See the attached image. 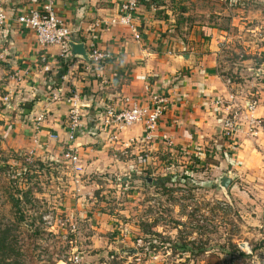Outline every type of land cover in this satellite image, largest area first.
I'll return each mask as SVG.
<instances>
[{
	"label": "crops",
	"instance_id": "1",
	"mask_svg": "<svg viewBox=\"0 0 264 264\" xmlns=\"http://www.w3.org/2000/svg\"><path fill=\"white\" fill-rule=\"evenodd\" d=\"M37 1L42 0H0V8L9 15L0 32V55L4 57L0 60V93L6 95L0 97V133L16 151L49 152V160L59 158L60 171L71 184L64 205L71 223L92 220L99 231L118 228L126 221L118 220L116 213L125 212L114 210L113 214V209L104 207L110 204L98 201L104 195L103 174H121L127 181L122 172L129 169L141 180L144 170H157L169 154L181 155L180 159L187 160L185 165L235 175L240 185L256 191L253 196L264 199V82L251 91L243 73L233 81L221 74L229 68L264 78V0H232V5L219 0H157L161 3L157 11L139 6L132 27L111 24L127 0H56L60 18L78 31L74 42L84 43L89 55L94 49L112 55L99 69L72 55L64 61L67 72L59 88L66 96L76 92L84 100L76 142L80 170L62 162L69 104L54 102L49 96L40 98L32 110L18 109L44 85L43 67L48 65L57 74L63 61L59 47L40 46L35 32L16 22ZM226 55L235 58L228 57L226 62ZM96 79L100 98L94 102L90 95ZM155 93L166 94L170 102L156 139L136 143L123 155L119 151L125 143L142 139L143 125L126 129L119 143L110 144L96 130V111L106 104L120 107L124 97L146 104ZM252 101L258 102L252 116L261 121L255 127L246 111ZM231 109L237 113L238 125L232 141L224 137L222 122ZM42 114H46L45 121L37 124ZM163 135L169 141L164 142ZM221 150L227 160H221Z\"/></svg>",
	"mask_w": 264,
	"mask_h": 264
},
{
	"label": "rangeland",
	"instance_id": "2",
	"mask_svg": "<svg viewBox=\"0 0 264 264\" xmlns=\"http://www.w3.org/2000/svg\"><path fill=\"white\" fill-rule=\"evenodd\" d=\"M241 73L248 90L264 82L252 72H221L226 81ZM6 138L0 133V238L6 237L0 264H67L74 253L85 264H264V199L237 177L227 192L217 183L227 173L185 165L177 154L155 171L144 170L141 180L129 169L122 172L127 181L103 174L98 201L110 204L104 207L113 214L124 211L116 218L127 223L99 231L92 220L77 219L73 229L64 206L71 184L59 158L16 151ZM220 156L227 160L224 151ZM47 215L54 217L52 226Z\"/></svg>",
	"mask_w": 264,
	"mask_h": 264
},
{
	"label": "built area",
	"instance_id": "3",
	"mask_svg": "<svg viewBox=\"0 0 264 264\" xmlns=\"http://www.w3.org/2000/svg\"><path fill=\"white\" fill-rule=\"evenodd\" d=\"M221 3H228L229 0H219ZM38 2V1H37ZM144 5L142 0H127L120 7V16L118 19L111 21L112 25H126L132 27L134 12L139 6ZM56 0H45L38 2L37 6L28 8L24 13L17 17V24L24 29L35 32L37 42L42 47H59L60 58L67 61L70 54L69 43L74 42L73 35L75 32L64 23L56 11ZM152 11H157L155 5ZM9 22L8 13L0 8V31ZM136 40L140 39V35H135ZM91 62L95 66H101L105 62L112 59L109 52L92 50L89 55ZM0 60H4L3 55H0ZM46 62V58L42 59ZM44 72L50 71L48 65H45ZM64 79V76L61 78ZM230 83V82H229ZM50 98L54 102H66L70 106L68 121L66 126V134L64 138L65 151L62 155L63 164L72 167L73 170H80L77 164L81 161L77 153L76 142L78 133L83 124L81 110L84 107L83 97L79 93H72L66 96L64 91L59 88L58 91L51 95ZM233 100V97H231ZM258 102L252 101L246 106V111L250 114L251 122L255 126H259L261 121L253 118L252 114L257 108ZM170 102L166 94L155 93L149 96L148 103L142 104L132 97H124L121 100L120 107L112 104H106L102 109L97 110L94 117L96 130L102 136L105 135L110 144L119 143L122 133L138 124L143 125L144 135L141 140L131 139L124 144V150L119 151L123 155L127 154V150L133 147L136 143L144 142L151 143L157 137L160 122L168 112ZM228 108V107H227ZM223 118V133L224 137L232 141L238 133L237 113L232 109L225 113ZM46 114H42L36 118L37 124L45 121ZM52 139H58V136L51 135ZM164 142L169 141L167 135L161 136ZM114 147V146H113ZM34 152V151H31ZM35 154V153H34ZM47 225L52 226L54 217L47 215L44 217ZM58 222V221H57ZM61 223V221H59ZM74 229L75 224L71 223ZM63 238L67 239L66 235ZM67 264H85L81 253H74Z\"/></svg>",
	"mask_w": 264,
	"mask_h": 264
},
{
	"label": "trees",
	"instance_id": "4",
	"mask_svg": "<svg viewBox=\"0 0 264 264\" xmlns=\"http://www.w3.org/2000/svg\"><path fill=\"white\" fill-rule=\"evenodd\" d=\"M142 1L144 5L148 8V10H151L155 5L161 4V3H158L157 0H142ZM228 4L232 5V0H229ZM61 65L62 66L60 67V70L58 71L57 74H54L56 72L54 69H50L49 72L45 73L44 85L40 87L41 89L38 90L35 97L28 99L27 101L21 103L18 108L19 110L23 112L25 110H28V111L32 110V108L39 101L40 98L49 97L58 91L59 87L61 86V78L67 72V64L64 61H62ZM94 68L99 69L98 66H95ZM98 86H99V80L95 81L93 88H92V93L90 95L91 100H93L94 102L99 100L100 98L98 97V93H99L97 89ZM124 185L126 186L127 184H124ZM247 197H248V194H247ZM16 203L18 204V200L16 201ZM4 249H6V237L2 236L0 238V250H4ZM12 250L13 248L10 247V252H12Z\"/></svg>",
	"mask_w": 264,
	"mask_h": 264
},
{
	"label": "water",
	"instance_id": "5",
	"mask_svg": "<svg viewBox=\"0 0 264 264\" xmlns=\"http://www.w3.org/2000/svg\"><path fill=\"white\" fill-rule=\"evenodd\" d=\"M69 49L70 54L76 58H80L84 60L87 63H91V59L89 57L87 48L84 43H78V42H70L69 43ZM234 177L230 174H224L223 177H221L220 181L217 180V183L221 184V187L224 188L227 192H229V188L231 183L233 182ZM148 183L152 182L151 178H147Z\"/></svg>",
	"mask_w": 264,
	"mask_h": 264
}]
</instances>
